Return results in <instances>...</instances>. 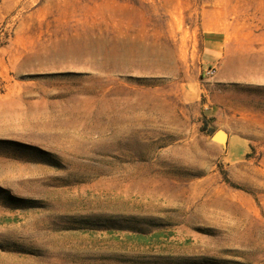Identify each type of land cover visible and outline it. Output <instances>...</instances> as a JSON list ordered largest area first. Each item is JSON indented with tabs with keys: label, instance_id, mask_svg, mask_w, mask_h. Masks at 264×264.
Segmentation results:
<instances>
[{
	"label": "rangeland",
	"instance_id": "obj_1",
	"mask_svg": "<svg viewBox=\"0 0 264 264\" xmlns=\"http://www.w3.org/2000/svg\"><path fill=\"white\" fill-rule=\"evenodd\" d=\"M0 264H264V0H0Z\"/></svg>",
	"mask_w": 264,
	"mask_h": 264
},
{
	"label": "water",
	"instance_id": "obj_2",
	"mask_svg": "<svg viewBox=\"0 0 264 264\" xmlns=\"http://www.w3.org/2000/svg\"><path fill=\"white\" fill-rule=\"evenodd\" d=\"M218 133H223L224 134V140L222 142V145L225 146L226 145V141H227V133L225 131L219 129L212 135L211 138L214 139L216 137V139H218L217 138Z\"/></svg>",
	"mask_w": 264,
	"mask_h": 264
},
{
	"label": "built area",
	"instance_id": "obj_3",
	"mask_svg": "<svg viewBox=\"0 0 264 264\" xmlns=\"http://www.w3.org/2000/svg\"><path fill=\"white\" fill-rule=\"evenodd\" d=\"M214 72V70L212 68H209L208 70H206V74H212Z\"/></svg>",
	"mask_w": 264,
	"mask_h": 264
}]
</instances>
